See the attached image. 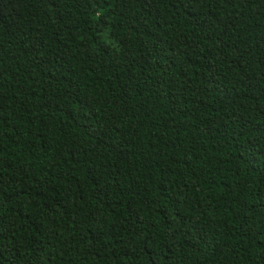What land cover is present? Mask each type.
I'll list each match as a JSON object with an SVG mask.
<instances>
[{"label":"trees","instance_id":"16d2710c","mask_svg":"<svg viewBox=\"0 0 264 264\" xmlns=\"http://www.w3.org/2000/svg\"><path fill=\"white\" fill-rule=\"evenodd\" d=\"M0 264H264V0H0Z\"/></svg>","mask_w":264,"mask_h":264}]
</instances>
